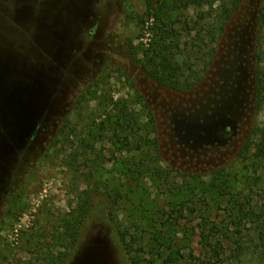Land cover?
Wrapping results in <instances>:
<instances>
[{
  "label": "rangeland",
  "instance_id": "374dc122",
  "mask_svg": "<svg viewBox=\"0 0 264 264\" xmlns=\"http://www.w3.org/2000/svg\"><path fill=\"white\" fill-rule=\"evenodd\" d=\"M232 1L0 0V264H130L115 225L140 264H264V0Z\"/></svg>",
  "mask_w": 264,
  "mask_h": 264
},
{
  "label": "trees",
  "instance_id": "16d2710c",
  "mask_svg": "<svg viewBox=\"0 0 264 264\" xmlns=\"http://www.w3.org/2000/svg\"><path fill=\"white\" fill-rule=\"evenodd\" d=\"M244 0H233L232 4L234 8H237L239 5L242 4ZM263 21V20H262ZM132 61L138 65H140V68L142 70V72L145 74V76L151 80L152 82H154L155 84H157L160 87H165L171 90H180V89H187L190 85V83L186 80L184 81V83L182 84V78L185 74V72L189 71L187 64H182L180 63L178 60H168V68L170 70V78H163L161 76L160 73V69L157 67L156 63H154L153 61L149 62L148 65H142L140 60H137V58L135 56H130ZM257 80L261 81L264 79V54L261 51V46H258V53H257ZM260 98L258 101V105H261V88L258 91ZM70 119L65 120V123L69 124ZM150 122L153 124V119H150ZM65 125V124H64ZM68 125H65L63 127H67ZM63 127H61L59 129L58 132H56L55 134V139L58 142L61 139H65L67 137V135L64 134L63 132ZM66 128H64L65 130ZM152 144L154 145L155 151H157V143L156 140L152 142ZM212 176L217 178H221L222 173L221 171H213L212 172ZM214 178H212L213 180ZM215 189V187H212ZM224 189V188H223ZM221 195H229L228 192H226L224 190V193H222ZM88 198L86 197L85 201V205L84 206H80L79 210H80V214L79 217H81L82 220L80 221H75L74 223H71V221H67L66 225L70 226L68 227V235L69 237L73 240L76 241L79 237L80 234V230L78 225H80L81 223H83V219H86L87 217L90 219L93 215V205L92 204H87V200ZM112 212L110 214H107L108 216V220L111 221L112 219ZM106 217L105 212H103L102 214H100V217ZM99 217V218H100ZM104 218V219H105ZM257 220L261 221V228H260V237L264 238V212L261 215H258ZM113 223V222H112ZM114 224V223H113ZM115 225V224H114ZM116 226V232L118 234V239L119 242L122 246V250L125 253L126 257L128 258L130 264H140V262L136 259V257L133 255V245H134V239L132 236H129L128 234H126V231L123 229H120L118 227V225ZM129 238V239H128ZM264 262V259H263Z\"/></svg>",
  "mask_w": 264,
  "mask_h": 264
}]
</instances>
